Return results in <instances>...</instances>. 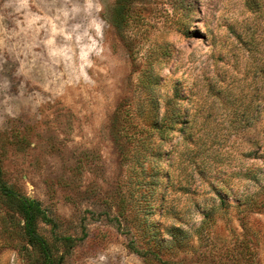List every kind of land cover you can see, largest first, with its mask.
<instances>
[{
    "label": "rangeland",
    "instance_id": "374dc122",
    "mask_svg": "<svg viewBox=\"0 0 264 264\" xmlns=\"http://www.w3.org/2000/svg\"><path fill=\"white\" fill-rule=\"evenodd\" d=\"M2 184L51 264H264V0H0Z\"/></svg>",
    "mask_w": 264,
    "mask_h": 264
},
{
    "label": "trees",
    "instance_id": "16d2710c",
    "mask_svg": "<svg viewBox=\"0 0 264 264\" xmlns=\"http://www.w3.org/2000/svg\"><path fill=\"white\" fill-rule=\"evenodd\" d=\"M0 193L4 198V203L20 215L23 222L24 234L27 237L28 243L41 251V264H51L49 248L45 241L36 232V222L42 213L39 203L35 200L18 196L10 188L3 184L0 185Z\"/></svg>",
    "mask_w": 264,
    "mask_h": 264
}]
</instances>
